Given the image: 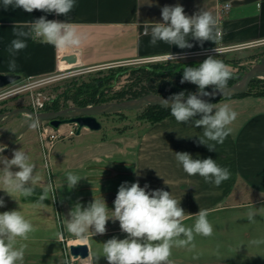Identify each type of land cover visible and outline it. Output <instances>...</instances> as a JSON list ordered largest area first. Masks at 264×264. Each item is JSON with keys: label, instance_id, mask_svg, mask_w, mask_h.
<instances>
[{"label": "crops", "instance_id": "obj_1", "mask_svg": "<svg viewBox=\"0 0 264 264\" xmlns=\"http://www.w3.org/2000/svg\"><path fill=\"white\" fill-rule=\"evenodd\" d=\"M225 3L230 6L223 8ZM176 4L182 5L189 16L199 10L213 14L221 31L215 44L205 41L201 46L188 37V42L194 45L192 48L180 49L164 42L149 45L150 31L145 35V26L150 28L161 22L162 7ZM41 16L72 25L82 37L79 47L57 49L39 38H29L25 49L14 57L10 55L8 49L16 38L14 28L29 31L31 22ZM262 41L264 0H75L74 8L66 16L39 10L27 13L12 6L5 9L0 0V73L19 74L29 79L70 68L106 69L146 58L201 54ZM66 54L76 55V59H63ZM11 59L16 60L15 71H9ZM212 103L217 106L227 103L238 113L229 125L232 132L223 143L208 141L215 144V151L197 143L198 137L203 136L202 128H196L191 121L178 123L171 115L98 140L92 138L100 132L87 129V140L82 146L85 167L104 170L107 162L128 161L131 171L125 175L133 176V182L138 180L141 187L147 184L149 191L171 192L180 201L185 216H196L201 209L209 212L264 207V95L232 97ZM175 152H188L194 159L212 158L230 171V178L217 187L198 174L189 176L178 164ZM121 169L115 170L112 176L120 179L119 182L128 181L126 176H120ZM103 193L106 202H111L117 191L109 189Z\"/></svg>", "mask_w": 264, "mask_h": 264}, {"label": "clouds", "instance_id": "obj_2", "mask_svg": "<svg viewBox=\"0 0 264 264\" xmlns=\"http://www.w3.org/2000/svg\"><path fill=\"white\" fill-rule=\"evenodd\" d=\"M3 6L21 8L27 13L39 10L45 13H55L66 16L75 6V0H3ZM161 22L145 26L144 33L149 35L150 46L164 42L180 49L192 48L188 37L198 41L202 46L205 41L217 39V20L209 11L199 10L189 16L180 4L165 5L161 9ZM16 37L11 41L8 49L13 57L27 47V39L39 38L42 42L51 44L57 49L79 47L82 37L75 28L58 20H49L45 16L31 22L29 31L15 29ZM170 58L177 59L172 55ZM17 68L16 60L9 61V71ZM232 70L222 60L208 56L198 67L185 66L180 83L189 82L198 87L196 93H175L163 100V105L170 109L171 115L178 123L193 122L196 128L203 129V136L198 137L197 143L207 146L209 151H215L214 141L223 143L232 128L229 127L238 113L229 104L217 106L207 102L204 97H215L223 94L227 82L232 78ZM211 87L212 91L205 89ZM197 117H199L197 119ZM33 129L38 122L33 120L30 125ZM6 146L0 148V153ZM175 158L184 172L189 176L199 175L206 182L219 187L223 181L230 178V171L220 167L212 158L194 159L188 152H175ZM0 190L11 196L13 193H22L29 197L33 195L30 184L35 182V164L30 162L29 156L22 149L14 150L12 158L0 155ZM13 168L19 169L13 171ZM67 186L73 189L82 177L68 172ZM148 185L141 187L139 181L129 184L123 182L117 191L114 200V210H110L105 199L100 195L94 197L87 207L77 202L69 212L67 231L77 239H87L88 233L103 235L109 220L119 222L121 232L126 238L112 237L103 243L102 255L97 254V261L101 256L107 264H169L173 247H187L194 245L195 235L210 237L213 235V225L208 220L207 210H199L192 227L184 224L185 210L180 201L175 199L171 192L163 189L148 190ZM45 195L40 197L44 200ZM0 207H5V201L0 197ZM256 212L249 210L247 220L254 222ZM33 224L18 210L0 213V264H23L25 247L16 246L18 239L27 240L34 232ZM250 243L259 245L264 239H256Z\"/></svg>", "mask_w": 264, "mask_h": 264}, {"label": "rangeland", "instance_id": "obj_3", "mask_svg": "<svg viewBox=\"0 0 264 264\" xmlns=\"http://www.w3.org/2000/svg\"><path fill=\"white\" fill-rule=\"evenodd\" d=\"M208 56L222 60L230 66L233 74L241 76L264 59V41L247 46L215 49L201 54L180 55L176 56L177 59L159 57L153 61H135L126 63L128 65L126 67H116L113 70L108 67L106 69L70 68L58 70L51 75L36 79L21 76L15 83L0 89V112H7L19 106L38 110L50 105L53 98H57V105L60 109L77 106L76 98L81 93L90 90L92 98L98 101L97 103L119 101L118 92L131 83L130 75L136 71V68L150 62L203 61ZM167 67L164 65L162 68ZM101 79H104L103 83H100ZM95 81L99 82L101 86L87 87L88 84H94ZM260 91H264V83L257 81L253 84L250 95ZM143 109L98 115L97 118L102 127L99 130H92L100 132L92 140L129 132L135 127L141 128L142 125L148 124L149 121L140 117ZM30 118V115L23 113L1 125L0 148L5 147L20 127L29 122ZM37 122L38 127L33 129L30 126L7 152L1 154L11 159L14 150L25 151L30 162L35 164V182L31 185L45 188V196L51 200L49 204L22 201L24 196L22 193H13L9 196L0 190V197L5 201V207H0V213L18 210L35 228L27 240L18 239L16 242L17 247L26 246L23 264H107V260L103 256L97 261L95 257L97 254L102 255L103 243L108 239L112 237L126 238V234L120 230L119 222L109 220L106 225L107 231L103 235H94L90 230L89 239L87 238L91 244V246L89 244L90 256L85 259H75L69 252V244L74 240L77 242L78 239L67 231V219H70L69 212L77 202L87 207L94 197H99L104 194L103 192L109 189L118 191L123 182L133 183V176L125 175L131 171L129 162L111 161L107 162L104 170H97L93 167L87 169L82 146L87 140L86 130L88 128H83L81 134H77L75 131L72 136L62 135L53 143H49V140H45L44 129H48V132L52 129H54L53 132H65L70 129L73 123H64L58 128H54L48 124V120ZM120 169L123 172H120V176H126L128 181L119 182L120 179H115L112 176L115 170L120 171ZM12 170L18 171L19 169L13 168ZM68 172L82 177L73 189H69L67 186ZM114 200L106 202L110 210H114ZM249 210L256 212L254 222L247 220ZM207 218L213 225V235L210 237L195 235L194 247L192 245L173 247L171 257L264 264V243L259 245L250 243L256 239H264V207L226 210L222 208L209 211ZM195 220L196 216H185L183 222L185 226L192 227Z\"/></svg>", "mask_w": 264, "mask_h": 264}, {"label": "water", "instance_id": "obj_4", "mask_svg": "<svg viewBox=\"0 0 264 264\" xmlns=\"http://www.w3.org/2000/svg\"><path fill=\"white\" fill-rule=\"evenodd\" d=\"M63 59H76V55L66 54ZM19 74L11 73H0V89L15 83L20 79ZM254 78H264V59L257 64L253 65L248 71L239 77L231 85H227L226 90L223 94L217 93L215 97H204L207 102L212 101L216 98H230L239 93L246 92L249 88L250 83ZM206 91L211 92L212 88ZM196 93V92H195ZM187 96H185L186 99ZM168 96H163L155 93L143 95L138 98L123 99L119 101H109L87 106H68L59 110H34L27 106H21L9 110L7 112L0 113V126L11 121L13 118L20 114L27 113L30 115V120L19 131L12 137L10 142L6 145L5 150L0 153L7 152L18 138L29 129L33 120H48L50 125L54 128H58L64 123H73L77 126V134H80L83 128L90 130H99L102 127L101 122L98 120V115L119 112L123 110H135L142 109L148 105H163V100L167 99ZM164 106V105H163ZM33 188V195L22 197V201H35L49 204L51 200L45 196L44 200H40V197L45 195V188L38 185H31ZM69 252L75 259H85L90 256V246L87 243H71L69 244ZM169 264H243V263H228L223 260H197L188 259L179 256L170 257Z\"/></svg>", "mask_w": 264, "mask_h": 264}, {"label": "trees", "instance_id": "obj_5", "mask_svg": "<svg viewBox=\"0 0 264 264\" xmlns=\"http://www.w3.org/2000/svg\"><path fill=\"white\" fill-rule=\"evenodd\" d=\"M203 61H194V62H150L143 66H140L136 68V71L131 73L130 79L131 83L127 84V86L120 90L119 93V100L123 99H130V98H138L146 94L155 93L163 96L170 97L171 95L175 93H179L181 91L185 92V96H187L188 93H195L198 91V87L194 84H191L189 82H185L183 84L180 83L182 75H183V69L185 66L188 67H198L199 64ZM167 63V64H165ZM164 65H167V68H162ZM128 65H119L116 66L118 68L120 67H126ZM116 67H110V70H113ZM239 75L233 74L232 78L228 80L227 85L233 84L235 81L239 79ZM262 81L264 83V78H254L252 82L249 85V88L246 92L239 93L233 97H244L247 95H250L252 92V86L255 82ZM104 79L100 80V83H103ZM95 85H98L99 87L101 84L99 82L95 81L94 84H88L87 87L93 88ZM211 88V87H209ZM207 88V89H209ZM205 89V90H207ZM255 96H263L264 91L255 92ZM232 98V97H230ZM226 99V98H216L212 101H209L210 103ZM98 101H95L94 98H92V92L85 91L84 93H81L80 96H78L75 100V103L77 106H87V105H93L98 104ZM53 106H52V105ZM46 109L50 110H59L60 108L57 105V98H53L50 101V105L45 106ZM168 116H171L170 109L168 107H165L163 105H148L144 107L140 117L151 122H157L160 121Z\"/></svg>", "mask_w": 264, "mask_h": 264}, {"label": "built area", "instance_id": "obj_6", "mask_svg": "<svg viewBox=\"0 0 264 264\" xmlns=\"http://www.w3.org/2000/svg\"><path fill=\"white\" fill-rule=\"evenodd\" d=\"M229 6H230L229 3H225L223 5V8H228ZM218 35L219 36L221 35V31L220 30L218 31ZM174 56H180V55H177L176 54ZM154 59H157V58H146V59H144V61H153ZM53 131H54V129H52V131H50V132H48V129H44L45 140L46 141L49 140L48 141L49 143H53L54 141H56L62 135H65V136H72V135H74L75 134V131L77 133V126H76V124H73V125L70 126V129L69 130H66L65 132H57V131L53 132ZM58 131H60V130H58Z\"/></svg>", "mask_w": 264, "mask_h": 264}, {"label": "bare ground", "instance_id": "obj_7", "mask_svg": "<svg viewBox=\"0 0 264 264\" xmlns=\"http://www.w3.org/2000/svg\"><path fill=\"white\" fill-rule=\"evenodd\" d=\"M73 243H76V244L77 243H87V244H89L88 242H86V239H83V240L82 239H78L77 242L74 240Z\"/></svg>", "mask_w": 264, "mask_h": 264}, {"label": "flooded vegetation", "instance_id": "obj_8", "mask_svg": "<svg viewBox=\"0 0 264 264\" xmlns=\"http://www.w3.org/2000/svg\"><path fill=\"white\" fill-rule=\"evenodd\" d=\"M19 107H21V106H19ZM38 110L49 111L50 109H46L45 107H42L41 109L39 108ZM0 113H2V112H0ZM20 115H21V114H20ZM20 115H19V116H20ZM48 124H50L49 121H48ZM20 128H21V127H20Z\"/></svg>", "mask_w": 264, "mask_h": 264}]
</instances>
